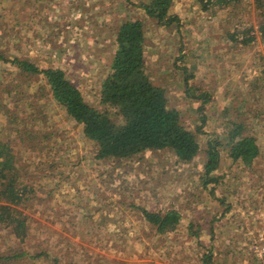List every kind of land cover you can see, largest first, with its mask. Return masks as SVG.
<instances>
[{
    "label": "rangeland",
    "instance_id": "1",
    "mask_svg": "<svg viewBox=\"0 0 264 264\" xmlns=\"http://www.w3.org/2000/svg\"><path fill=\"white\" fill-rule=\"evenodd\" d=\"M140 1L0 0V54L62 68L84 100L100 108L116 27L123 20L143 21L152 80L196 134L198 154L189 162L170 150L98 160L96 144L52 99L42 76L0 60V142L12 146L20 165L27 195L19 209L30 228L21 241L0 227L1 254L10 248L45 252L34 264H200L210 251L211 264H250L242 230L264 212L261 14L253 0L225 7L173 0L175 20L162 26ZM227 120L243 123V134L255 137L250 159L233 157ZM211 140L220 142L219 178L205 186L201 165ZM142 209L176 210L182 220L161 235Z\"/></svg>",
    "mask_w": 264,
    "mask_h": 264
},
{
    "label": "trees",
    "instance_id": "2",
    "mask_svg": "<svg viewBox=\"0 0 264 264\" xmlns=\"http://www.w3.org/2000/svg\"><path fill=\"white\" fill-rule=\"evenodd\" d=\"M213 1L220 7H225L240 0L204 2L207 5ZM253 2L261 14L258 30L264 37V0ZM172 5L173 0L139 2L144 13L162 26H169L175 20L174 14L170 12ZM237 32L235 29V33ZM114 35L116 46L111 71L103 79L99 90L100 108L84 100L81 91L62 68H40L31 60L17 56L7 59L2 54L0 60L9 62L20 73L42 76L52 99L74 121L83 125L84 137L96 144V159L128 160L141 157L146 151L170 150L177 160L191 161L199 152L196 134L184 127L179 111L169 106L164 88L152 80L146 61L143 21L123 20L116 27ZM243 37L241 40L246 43L248 39ZM257 80L255 78L252 82L254 87ZM261 82H264V78ZM0 88H4L1 83ZM200 96L205 100L207 98L205 94ZM113 115H117L120 122H116ZM204 119L205 116H202V120ZM226 123L230 127L226 141L231 145L233 157L250 159L256 153L255 137L243 134L245 128L241 122L227 120ZM26 139L32 140L28 135ZM218 145L219 141L208 142L207 159L201 165L200 176L205 186L210 182H217L219 178L214 175L219 160ZM19 169L12 146L0 142V227L8 228L9 235L23 241L28 238L30 228L27 216L19 209L27 195V186L20 180ZM141 213L153 225L155 232L161 235L174 231L182 220L181 214L176 210L159 212L142 209ZM6 252L0 253V264H34L46 258L45 252L36 253L20 248H10ZM212 259L213 254L205 252L200 257V264H211Z\"/></svg>",
    "mask_w": 264,
    "mask_h": 264
},
{
    "label": "built area",
    "instance_id": "3",
    "mask_svg": "<svg viewBox=\"0 0 264 264\" xmlns=\"http://www.w3.org/2000/svg\"><path fill=\"white\" fill-rule=\"evenodd\" d=\"M255 214L250 226L242 227L241 242L250 255V264H264V212ZM238 243H240V240Z\"/></svg>",
    "mask_w": 264,
    "mask_h": 264
}]
</instances>
